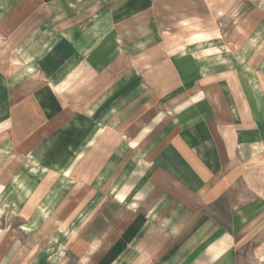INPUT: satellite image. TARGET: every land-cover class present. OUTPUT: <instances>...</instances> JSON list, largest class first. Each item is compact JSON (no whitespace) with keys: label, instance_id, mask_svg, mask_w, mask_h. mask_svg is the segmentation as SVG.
I'll return each instance as SVG.
<instances>
[{"label":"crops","instance_id":"1","mask_svg":"<svg viewBox=\"0 0 264 264\" xmlns=\"http://www.w3.org/2000/svg\"><path fill=\"white\" fill-rule=\"evenodd\" d=\"M207 2L219 22L248 8L232 31H211L228 55L210 66L171 52L158 0H0V109L18 86L24 105L8 119L24 165L68 176L116 119L85 159L99 200L36 208L30 224L52 218L63 238L3 225L0 264H264V98L245 73L264 71V0Z\"/></svg>","mask_w":264,"mask_h":264},{"label":"rangeland","instance_id":"2","mask_svg":"<svg viewBox=\"0 0 264 264\" xmlns=\"http://www.w3.org/2000/svg\"><path fill=\"white\" fill-rule=\"evenodd\" d=\"M161 2L158 13L161 16V30L171 41L172 53L188 55L202 60L206 65H211L213 56L222 58L228 55L226 49V40L223 38H209L212 30L225 32L232 31L239 25L237 22L242 18L248 8H243L231 15L226 22H219L213 19L210 2L207 0H158ZM198 33V34H197ZM207 33V34H200ZM209 33V34H208ZM195 35V36H194ZM217 35H220L219 33ZM0 41V52L3 50V44ZM225 42V43H224ZM9 43V40H5ZM258 72V71H257ZM250 78L251 94L262 95L264 98V71L257 78L251 71L245 72ZM145 71L140 72L137 80L142 87L140 96L146 95V84L144 83ZM18 86L12 88L17 96L14 101L8 100L4 108L0 109V228H11V234L17 237L30 239L54 238L59 233L63 238L64 231H52L48 225L52 224V218L42 220L38 227L30 224L34 219V213L37 207H42L44 212H57L58 214L64 207L75 206L76 210L83 211L94 205L99 200V182L91 186L86 183L85 178L88 173L93 171L90 161L85 159L96 152L98 155V146L102 138H106L104 133L106 128L116 125V119L102 120L98 130L93 136L92 145L77 158L75 165L70 168L68 176L61 173L55 176L43 175L32 171L24 165L22 158L16 153L13 141V129L10 125V111L19 109L24 105L21 92L15 91ZM142 90H145L144 92ZM15 91V92H14ZM15 98V97H14ZM22 102V103H21ZM146 105V103L142 104ZM255 110L264 111V101L255 104ZM110 111V110H109ZM7 115L5 119L3 116ZM110 113V112H109ZM253 126H264V118L253 120ZM260 163L257 161L254 168L259 174ZM258 177V175H257ZM71 180V181H70ZM22 182L30 192L28 195L21 193L19 182ZM73 183V184H72ZM64 187L65 191L59 195H53L59 188ZM57 193V192H56ZM53 209V210H52ZM52 210V211H51ZM27 213V215H26ZM53 214V213H52ZM53 217V216H51ZM32 219V221L30 220ZM79 222V221H78ZM48 223V225H47ZM30 224L27 229L22 226ZM26 228V227H25Z\"/></svg>","mask_w":264,"mask_h":264}]
</instances>
